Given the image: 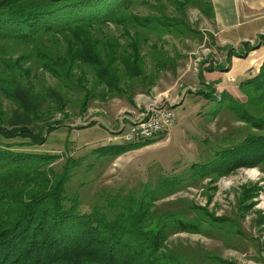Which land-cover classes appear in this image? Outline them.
Listing matches in <instances>:
<instances>
[{
    "label": "trees",
    "instance_id": "obj_1",
    "mask_svg": "<svg viewBox=\"0 0 264 264\" xmlns=\"http://www.w3.org/2000/svg\"><path fill=\"white\" fill-rule=\"evenodd\" d=\"M133 2L0 0V264H194L184 253L164 247L163 234L180 227L199 231L207 217L190 223L182 218L184 209L153 208L161 188L110 195L85 211L77 194L65 195L66 163L56 171L49 165L55 156L13 150L2 142L43 144L60 122L55 114L75 102V91H81L85 110L96 94L88 83L101 85L97 94L104 99L124 92L142 75L141 29H170L176 21L148 23L127 12ZM181 4L183 13L190 4L214 15L210 0ZM110 23L118 26L120 37L106 31ZM241 87L252 112L244 105L233 110L260 132L216 150L204 162V172L215 177L242 165L264 168V62Z\"/></svg>",
    "mask_w": 264,
    "mask_h": 264
},
{
    "label": "rangeland",
    "instance_id": "obj_2",
    "mask_svg": "<svg viewBox=\"0 0 264 264\" xmlns=\"http://www.w3.org/2000/svg\"><path fill=\"white\" fill-rule=\"evenodd\" d=\"M181 1L134 0L127 10L151 24H160L155 18L176 22L170 29L139 30L143 72L124 92L102 99L97 94L102 86L88 83L96 94L86 109L80 108L81 91H75V102L55 114L60 122L47 132L43 144L2 142L11 143L13 150L55 156L49 165L56 171L66 163L65 195L77 194L85 211L110 195L161 188L153 208L184 209L182 218L190 223L207 217L199 231L180 227L163 234V246L184 253L187 262L264 264V168L242 165L221 170L217 177L204 172V162L216 150L260 132L233 108L244 105L252 112L241 83L256 77L264 60L252 63L248 76L240 79L230 74L227 62L231 56L244 58L264 47V32L222 46L213 17L190 4L183 13ZM117 27L110 23L106 31L120 37ZM46 77L51 80L47 73ZM166 106L174 111L170 128L151 139L126 141L118 136ZM137 143L144 144L130 148Z\"/></svg>",
    "mask_w": 264,
    "mask_h": 264
},
{
    "label": "crops",
    "instance_id": "obj_3",
    "mask_svg": "<svg viewBox=\"0 0 264 264\" xmlns=\"http://www.w3.org/2000/svg\"><path fill=\"white\" fill-rule=\"evenodd\" d=\"M213 7V27L217 41L222 46L234 45V41L264 32V0H210ZM245 24V28L241 26ZM222 29H227L222 32ZM264 60V47L254 49L240 58L231 56L229 72L235 78L248 76L247 69L252 63L261 64Z\"/></svg>",
    "mask_w": 264,
    "mask_h": 264
},
{
    "label": "built area",
    "instance_id": "obj_4",
    "mask_svg": "<svg viewBox=\"0 0 264 264\" xmlns=\"http://www.w3.org/2000/svg\"><path fill=\"white\" fill-rule=\"evenodd\" d=\"M149 114L143 121L130 126L127 133L122 132L118 136L126 141L151 139L157 131L170 128L174 122V111L167 106L155 110L150 116Z\"/></svg>",
    "mask_w": 264,
    "mask_h": 264
}]
</instances>
